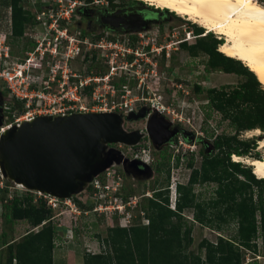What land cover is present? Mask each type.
I'll return each mask as SVG.
<instances>
[{"label":"rangeland","instance_id":"rangeland-1","mask_svg":"<svg viewBox=\"0 0 264 264\" xmlns=\"http://www.w3.org/2000/svg\"><path fill=\"white\" fill-rule=\"evenodd\" d=\"M33 1L35 2V0H25L23 4L26 9L34 10L36 13L35 9L36 7L38 9V5H33ZM76 1L73 15L63 10L62 17L70 18L68 27L70 34L77 35L80 39L85 38L87 44L80 46V54L76 59L70 61V68L78 75L89 73L91 78L108 76L107 84L102 81L91 83L90 93L96 92V94L105 97L104 103L107 104V107L122 117V126L126 132L138 131L141 134L139 142L134 146L123 144L109 146L117 152H113L109 155V160L107 159L109 162L107 167L112 170L109 172L111 176L108 179L105 178L108 168L104 169L98 174L102 179L100 183L109 187L107 196L113 197V192L116 191L117 199L114 206H121V209L127 208L133 215L132 223L138 221L146 223L142 211L147 205L148 198L153 197L155 192L168 196L169 208L173 210L177 198L176 188L178 185H186L192 169L199 168L201 150L204 145L208 144L210 148V143L216 135L233 134L227 121H222L217 113H211L205 108L206 93H197L196 87L199 86L206 90L226 85L234 86L240 83L242 78L218 71L206 72L207 57L201 53L196 57H191L181 47L183 42L187 45L195 43L197 39L193 26L198 25L177 16L168 9H158L143 0H113L114 5L134 8L135 14L138 15L128 18L126 23L122 24L126 29H122L101 23L102 17L108 14L107 11L115 10L110 6L106 7L105 0H99V4L91 3L86 7L83 5L86 0ZM254 1L264 6V0ZM8 2V0H0V34H9L6 38L11 55L23 57L25 55V51L22 50L24 45L29 41L34 42L32 36L36 37V34L43 31V28L30 27L21 40L15 41L10 34L11 25L9 27L5 22ZM38 2L39 0H36V3ZM78 2H81L82 5L78 6ZM47 5V3H43V6ZM43 6H40V10ZM111 26L115 29H111ZM205 34L208 33L203 28L201 36ZM212 34L222 43L225 42L223 36ZM102 37L113 43H117L119 40L118 47L99 48L97 44ZM124 49H130L132 52L126 53ZM122 54H124V58L121 57ZM110 61L112 62L110 63ZM111 64L118 66L113 75H110ZM107 85L114 88L113 95L109 92ZM3 91L6 90L1 86L0 92ZM8 101H10L8 93L4 99L0 95V116H4L9 110L3 108V106L10 108V105H7ZM93 105L90 95L87 98V106L92 107ZM17 109L9 111L17 115ZM143 109L146 110L145 117L135 121L125 120L131 112L138 113ZM155 110L171 123L172 129L177 128L178 130L172 143L163 145L159 149L152 145L146 131L147 118ZM207 114H209L208 117ZM239 138L242 140L255 138L257 147L253 154H257L260 159L264 158V148H259V142L264 140V132L245 131L239 135ZM204 149L209 150L207 146ZM232 158L233 156L231 161H233ZM190 163L192 164L191 168H189ZM243 164L245 163L243 162ZM104 175L106 176L104 177ZM3 186V188L0 187V199H4L0 201V234L5 232L8 239L17 242L28 231H36L39 227L32 228L24 220L7 224L3 214L8 210L2 206V203H6V200H10L15 195L21 196L26 191L6 179L3 180ZM214 189V184L193 186L194 194L200 198L212 196ZM84 191L86 193L82 194ZM91 194V189L85 190L84 188L73 196L79 197L81 202L87 201V204L94 206L93 200L89 199ZM96 194V203L104 205V192L98 190ZM33 199L35 201L37 199L44 200L35 193H33ZM76 207L79 211L77 205ZM192 212V210L186 209L182 215L191 222L193 221ZM75 217L76 214L72 212L65 211L60 216H55V213L52 212L53 220L57 221L61 228L65 227L66 229L69 226L73 228L71 231L66 229L55 243L57 257L61 255L58 252L59 249L70 245L68 250H73L69 251L70 254L67 256H69L71 264H83V255L86 252H101L103 246L99 240L106 236L107 228L120 227V224L124 223V221L120 222L117 215L109 216L92 210L87 214L81 213L76 222L74 221ZM234 230V226L231 225L230 229L222 234L228 237ZM219 235V232L195 222L192 224L193 244L190 249L197 251L198 244L203 239L216 242ZM257 245L260 250L261 239L257 240ZM242 252L244 264H249L254 260L257 264H264V257L261 256V253L256 255L246 250H242Z\"/></svg>","mask_w":264,"mask_h":264},{"label":"trees","instance_id":"trees-1","mask_svg":"<svg viewBox=\"0 0 264 264\" xmlns=\"http://www.w3.org/2000/svg\"><path fill=\"white\" fill-rule=\"evenodd\" d=\"M8 1L7 7H11V37L18 41L28 28L34 27L35 16L32 10L24 7L25 0ZM91 1L86 0V3ZM108 4L111 8L117 7L113 0H108ZM193 29L197 39L195 43L187 45L183 42L181 47L191 57L204 54L207 57L206 72L218 71L242 78L234 86L206 90L196 87L197 93H206L205 108L217 113L222 121H227L233 134L216 135L210 148L208 144L204 145L199 168L192 169L186 185L176 188L173 210L169 208L168 196L155 192L142 211L148 223L138 221L129 228H107L106 236L99 240L103 249L94 254L86 252L83 264H244L242 250L256 255L261 253L264 257V179L256 178L251 166L231 161L233 155L260 159L253 154L257 147L256 139L242 140L239 135L253 130L264 132V88L240 61L219 52L221 40L211 32L201 36L202 27L193 26ZM33 46L34 43L29 41L22 50L26 52ZM0 95L4 99L7 91L0 92ZM8 105L11 110L18 108V114L23 112L21 104L14 99L10 98ZM206 146L209 150L204 149ZM100 176L97 177L101 179ZM209 184L215 185L212 196L200 198L194 194L193 186ZM78 198L71 197L82 211L92 208V204H87L86 200L81 202ZM2 206L8 210L3 214L7 224L24 220L32 228H39L28 231L17 242L8 239V235L2 232L0 264H55V243L63 227L52 219V211L46 207L44 200L35 201L33 192L26 191L21 196L15 195L6 200ZM186 209L193 211L191 222L182 215ZM195 222L220 233L216 242L203 239L197 251L190 249L193 244L192 224ZM231 225L235 228L234 232L224 236L222 233ZM258 239H261L260 250ZM249 264L257 262L254 260Z\"/></svg>","mask_w":264,"mask_h":264},{"label":"built area","instance_id":"built-area-1","mask_svg":"<svg viewBox=\"0 0 264 264\" xmlns=\"http://www.w3.org/2000/svg\"><path fill=\"white\" fill-rule=\"evenodd\" d=\"M43 3H47L48 5L43 6ZM76 3V0H42V2L39 0L38 3H36V0L35 2L33 1V5H38V9L37 7L35 9L36 13L34 10L32 11L36 23L34 28L38 26L39 28H43V31L36 34V37L32 36L34 46L31 50L26 51L23 57L12 56L6 38L9 34H0V87L2 86L7 91L11 99L19 102L23 109L21 114L16 113L17 115H15L9 111V107L3 106L4 109L9 110L0 118V137L7 130L19 127L22 122L41 116L57 117L73 113H114L104 103L105 97L103 95H98L96 92L90 93L91 83L102 81L107 84L108 76L91 78L89 73L85 72L82 75H78L72 72L70 68V61L76 59L80 54V46L87 44L85 38L80 39L77 35L70 34L68 28L70 18L64 19L62 17L63 10L73 15ZM91 3L97 5L99 4V0H92L88 3L84 2L83 5L86 7ZM41 5L43 7L40 10ZM79 5H82V3L78 2ZM105 5L106 7L109 6L108 0H105ZM6 10L7 16L5 22L10 27L11 7H7ZM118 44L119 40L117 43H113L102 37L97 46L101 49H112L118 47ZM124 51L126 53L132 52L130 49H124ZM121 57L124 58V54ZM110 68V75H113L116 73L118 66L111 64ZM106 87L113 95L114 88L111 85H107ZM90 95L94 103L92 107L87 106V98ZM110 171H112L111 168L106 170L107 176L104 175V177L106 176L105 178L108 179L111 176ZM4 179L0 174L1 188L4 187ZM101 180L96 176L85 187V190L88 188L92 189L89 199H92V203H94V206L92 205V208L87 211H82L80 208H78V211L71 197L61 199L39 192L33 191V193L40 195L44 199L46 207L54 212L55 216H60L65 211L72 212L76 214L74 218L76 222L81 213L87 214L92 210L99 212V214L117 215L121 223L124 221L123 224H120V227L129 228L133 225V215L127 208L123 207L121 209V206H114L117 199L116 191L113 192V197L107 196L109 187L106 184L102 185L100 183ZM17 186L23 188L21 185ZM98 190L104 192V205L96 203V193H98ZM131 209L133 208L131 207ZM145 221L146 223L144 224H147V220ZM66 229L71 231L73 228L69 226Z\"/></svg>","mask_w":264,"mask_h":264},{"label":"water","instance_id":"water-1","mask_svg":"<svg viewBox=\"0 0 264 264\" xmlns=\"http://www.w3.org/2000/svg\"><path fill=\"white\" fill-rule=\"evenodd\" d=\"M145 116L143 109L131 112L125 120ZM122 123L120 115L100 112L41 116L24 121L0 137V174L27 191L70 198L108 168L109 155L117 152L110 145L134 146L139 142L141 134L126 132ZM168 129L171 123L156 110L148 116L146 131L156 149L178 132L174 128L163 140H154L153 135Z\"/></svg>","mask_w":264,"mask_h":264},{"label":"bare ground","instance_id":"bare-ground-1","mask_svg":"<svg viewBox=\"0 0 264 264\" xmlns=\"http://www.w3.org/2000/svg\"><path fill=\"white\" fill-rule=\"evenodd\" d=\"M143 1L158 9H168L177 16L204 28L207 33L223 36L225 42L219 45V52L244 64L264 88V6L262 4L254 0H251V3L238 2V0ZM160 126L162 127L161 124ZM172 130L171 128L160 131L161 133L153 135V138L156 142L163 140L162 137ZM259 148H264V140L259 142ZM232 159L235 162L248 164L252 167L256 178L264 179V158L250 159L233 155Z\"/></svg>","mask_w":264,"mask_h":264},{"label":"flooded vegetation","instance_id":"flooded-vegetation-1","mask_svg":"<svg viewBox=\"0 0 264 264\" xmlns=\"http://www.w3.org/2000/svg\"><path fill=\"white\" fill-rule=\"evenodd\" d=\"M107 12H108V14H106L105 16L102 17L101 23L102 24H110L113 26L120 27L122 29L123 28L126 29L125 27H123L122 24L126 23L128 18H130L131 16L137 15V14H135V12H136L135 9L132 7H128V6H117L115 8V10L107 11ZM1 116H0V118H1ZM172 140H173V138H172ZM172 140H170L169 142H167L164 145L171 144ZM152 145H153V143H152Z\"/></svg>","mask_w":264,"mask_h":264},{"label":"crops","instance_id":"crops-1","mask_svg":"<svg viewBox=\"0 0 264 264\" xmlns=\"http://www.w3.org/2000/svg\"><path fill=\"white\" fill-rule=\"evenodd\" d=\"M65 231H66V229L65 228H63V229H61V236H62V234L63 233H65ZM60 236V237H61ZM58 238H59V236H58ZM59 240V239H58ZM70 247V245L69 246H67V247H62L63 249H59L58 250V252H59V254H61L59 257H57L55 254V256H56V258L54 257V262H55V264H71V261H70V259H69V256H67V255H69L70 253H69V251H71V250H73V249H71V250H68V249H70L69 248ZM58 255V254H57ZM68 257V258H67ZM58 259V260H57Z\"/></svg>","mask_w":264,"mask_h":264},{"label":"snow or ice","instance_id":"snow-or-ice-1","mask_svg":"<svg viewBox=\"0 0 264 264\" xmlns=\"http://www.w3.org/2000/svg\"><path fill=\"white\" fill-rule=\"evenodd\" d=\"M227 2V0H225ZM238 2L251 3V0H238Z\"/></svg>","mask_w":264,"mask_h":264}]
</instances>
